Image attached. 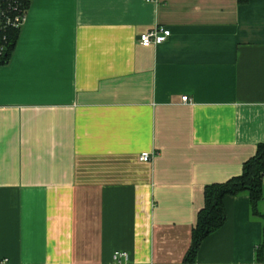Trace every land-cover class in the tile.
<instances>
[{"label":"crops","instance_id":"1","mask_svg":"<svg viewBox=\"0 0 264 264\" xmlns=\"http://www.w3.org/2000/svg\"><path fill=\"white\" fill-rule=\"evenodd\" d=\"M260 143L264 0H32L0 64V264H185L205 186ZM221 204L190 264H264L247 196Z\"/></svg>","mask_w":264,"mask_h":264},{"label":"trees","instance_id":"2","mask_svg":"<svg viewBox=\"0 0 264 264\" xmlns=\"http://www.w3.org/2000/svg\"><path fill=\"white\" fill-rule=\"evenodd\" d=\"M16 34V31L11 34L10 46L7 50L6 57L12 48ZM263 171L264 143H260L257 145L254 155L243 162L239 175L222 183L205 186L203 191V206L197 213L196 224L192 231V240L184 257L185 264H190L194 261V256L200 241L223 222L224 211L221 198L224 195L244 193L247 196L250 214L263 220L264 243V217L257 208V204L261 199ZM260 252V250L257 251V254L260 255Z\"/></svg>","mask_w":264,"mask_h":264},{"label":"built area","instance_id":"3","mask_svg":"<svg viewBox=\"0 0 264 264\" xmlns=\"http://www.w3.org/2000/svg\"><path fill=\"white\" fill-rule=\"evenodd\" d=\"M32 0H0V64L5 61L7 50L10 46L12 32H17L26 18L28 4ZM170 35L167 28L154 26L140 33L137 42L142 46L156 45L165 41ZM181 102H188L187 97L182 96ZM150 153L141 152L138 155L140 161L151 159ZM113 264H126V253L114 251L111 255Z\"/></svg>","mask_w":264,"mask_h":264}]
</instances>
